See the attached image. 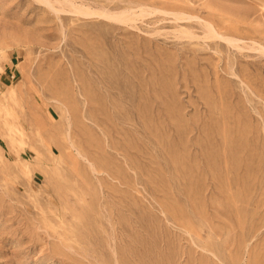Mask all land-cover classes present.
Here are the masks:
<instances>
[{
    "label": "rangeland",
    "instance_id": "1",
    "mask_svg": "<svg viewBox=\"0 0 264 264\" xmlns=\"http://www.w3.org/2000/svg\"><path fill=\"white\" fill-rule=\"evenodd\" d=\"M0 264H264V0H0Z\"/></svg>",
    "mask_w": 264,
    "mask_h": 264
},
{
    "label": "bare ground",
    "instance_id": "2",
    "mask_svg": "<svg viewBox=\"0 0 264 264\" xmlns=\"http://www.w3.org/2000/svg\"><path fill=\"white\" fill-rule=\"evenodd\" d=\"M69 3V2H68ZM97 180V179H96ZM130 257V256H129Z\"/></svg>",
    "mask_w": 264,
    "mask_h": 264
}]
</instances>
